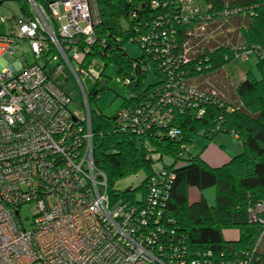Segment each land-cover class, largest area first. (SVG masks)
<instances>
[{
    "label": "built area",
    "instance_id": "built-area-1",
    "mask_svg": "<svg viewBox=\"0 0 264 264\" xmlns=\"http://www.w3.org/2000/svg\"><path fill=\"white\" fill-rule=\"evenodd\" d=\"M27 4L26 14L1 17L8 32L0 33V264H264L250 251L215 257L212 250L189 246L167 213L175 178L169 155L147 154L155 161L163 156L171 161L146 179L144 196L112 203L107 174L94 159L93 109L81 78L99 84L107 78L106 61L96 56L88 60L96 44L106 45L95 31L92 0ZM161 4L167 10L147 22V30L136 26L143 53L131 69L162 71L165 82L150 99L127 101L115 117L116 124L150 150L153 126L178 138L177 113L191 105L202 115L212 96L223 97L197 83L207 76L188 78L181 70L200 49L212 50L215 44L231 48L236 66L260 59L264 74V44H246L240 32L230 35L236 33L234 21L242 22L254 6L149 2L153 8ZM121 76L124 85L131 83L130 74ZM73 79L84 96V113L71 107L66 86ZM235 108L234 103L230 109ZM24 205L33 213L30 227L21 215ZM263 214L264 201L249 210L252 221L264 223Z\"/></svg>",
    "mask_w": 264,
    "mask_h": 264
},
{
    "label": "trees",
    "instance_id": "trees-1",
    "mask_svg": "<svg viewBox=\"0 0 264 264\" xmlns=\"http://www.w3.org/2000/svg\"><path fill=\"white\" fill-rule=\"evenodd\" d=\"M2 1L4 3L5 0ZM17 1L21 14H26L27 0ZM39 1L46 4L50 0ZM149 2L150 0H92L97 19L95 31L100 39L106 40V45L102 47L96 44L88 60L96 56L107 64H116L120 75L123 72L130 74L131 83L125 85L130 94L122 106L127 101L150 99L165 82L162 71L153 69L143 73L132 71L131 66L136 59L129 58L124 51V44L128 40L136 41L137 25L140 26V30H144L150 24L147 25V22L153 21L167 10V6L162 4L150 7ZM205 2L212 3L214 8L218 9H223L226 4L231 6L237 3L245 8L254 6V12L242 22L240 19L234 21L236 33L230 35L236 37L240 32L246 44H264V0H205ZM124 20L128 22L127 28L122 24ZM202 49L181 68L188 78L202 74L209 79L214 72L219 74L228 64L236 65L232 62L231 48L215 44L212 50L208 47ZM256 65L258 71H247L246 78L235 86L233 98L212 96L204 105L205 112L202 115H197L191 105L183 112L177 113L174 124L181 129L178 138H170L164 127L153 126L148 133L152 150L143 146L138 136L116 124V113L105 116L93 110L94 159L96 165L107 174L108 193L112 203L124 197L138 199L135 188L119 191L115 189L114 183L117 179L141 169H145L147 174L138 188L142 190L140 197L145 195L144 183L155 172V160L147 158L148 153L157 152L172 156L174 162L169 168L174 172L175 178L167 204V213L175 218L189 246L212 250L215 257L221 256L222 253L230 255L231 252L250 251L254 257L258 256L264 260V253L258 249L259 239L264 235V223L252 221L249 217L250 208L264 201L263 61L256 60ZM151 74L158 78L156 82L150 79ZM98 85L97 82L90 93V102L96 100L101 93L102 89L98 88ZM234 103L236 108L231 110ZM220 133L236 135L243 145V152L222 166L212 167L200 158L199 153L194 154L190 145L199 135L209 140ZM189 186H195L200 190L215 187V205H210L204 197L189 202L187 194ZM262 219L264 220V214ZM232 228H236L239 235L234 240H228L223 231Z\"/></svg>",
    "mask_w": 264,
    "mask_h": 264
},
{
    "label": "rangeland",
    "instance_id": "rangeland-1",
    "mask_svg": "<svg viewBox=\"0 0 264 264\" xmlns=\"http://www.w3.org/2000/svg\"><path fill=\"white\" fill-rule=\"evenodd\" d=\"M199 4L202 8L205 6V0H198ZM20 11L19 2L17 0H5L2 5H0V33H7L8 27L5 23L1 21V17L3 15H13ZM123 26L125 28L128 27L127 20L123 21ZM232 27V26H230ZM23 47L25 49V54L30 62H34V57L29 50V47L26 43H23ZM124 51L126 52L127 56L132 59H137L142 55V49L137 41L135 40H128L124 44ZM42 63V60H40ZM118 67L114 63H109L105 69V75H107L105 85L99 84L98 88L102 89L99 97L96 100L91 101V108L96 111L100 112L105 116H112L118 112L120 107L122 106L124 100H126L130 94L129 89L125 86L122 81V76L118 73ZM258 71V67L256 65V60L251 58V60L247 62H243L238 66L234 64H228L226 68H223L219 74L214 72L212 77L207 80H200L199 85L202 87H210L215 88L223 97L227 99H231L234 97V90L235 86L239 84L242 80L246 78V72ZM230 72V76L228 74ZM216 73V74H215ZM82 82L85 86L87 93H91L92 90L96 87V82L87 76L81 75ZM153 82H156L158 78L154 77L151 74L150 78ZM67 90L70 92L72 97V104L71 107L74 110H78L81 113L85 112V109L82 107L84 102V96L82 91L80 90L77 82L75 79L68 82L66 86ZM204 141V137L199 135L195 137L190 145V149H197L201 142ZM172 157V156H171ZM161 160L154 162V169L160 170L163 167V163L170 162L171 158L168 156L161 157ZM146 170L141 169L137 172L129 173L119 179H117L114 183L115 189L119 191L126 190L128 188H135L136 189V197L139 198L141 196L142 190L138 187L143 183L144 178L146 177ZM197 191V187L192 186ZM21 215L23 220L25 221V225L27 227L31 226L33 213L29 205H24L21 210ZM224 236L228 240H234L238 238V230L236 228L226 229L223 231ZM258 249L264 253V235L260 237Z\"/></svg>",
    "mask_w": 264,
    "mask_h": 264
},
{
    "label": "crops",
    "instance_id": "crops-1",
    "mask_svg": "<svg viewBox=\"0 0 264 264\" xmlns=\"http://www.w3.org/2000/svg\"><path fill=\"white\" fill-rule=\"evenodd\" d=\"M15 14L20 15L21 11ZM191 150L194 154L199 153L200 158L210 166L219 167L241 154L243 152V145L236 135L220 133L209 140L204 139L197 149ZM187 194L189 202L198 201L204 197L210 205H215V187L197 191L195 188H192V186H189Z\"/></svg>",
    "mask_w": 264,
    "mask_h": 264
},
{
    "label": "water",
    "instance_id": "water-1",
    "mask_svg": "<svg viewBox=\"0 0 264 264\" xmlns=\"http://www.w3.org/2000/svg\"><path fill=\"white\" fill-rule=\"evenodd\" d=\"M2 3H3V1H2V0H0V5H2Z\"/></svg>",
    "mask_w": 264,
    "mask_h": 264
}]
</instances>
